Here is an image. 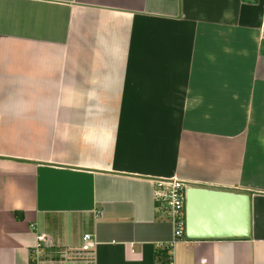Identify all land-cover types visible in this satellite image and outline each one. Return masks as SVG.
Returning a JSON list of instances; mask_svg holds the SVG:
<instances>
[{
  "label": "crops",
  "instance_id": "1",
  "mask_svg": "<svg viewBox=\"0 0 264 264\" xmlns=\"http://www.w3.org/2000/svg\"><path fill=\"white\" fill-rule=\"evenodd\" d=\"M263 30L264 0H0V264H166L168 180L251 197L175 264H264Z\"/></svg>",
  "mask_w": 264,
  "mask_h": 264
},
{
  "label": "water",
  "instance_id": "2",
  "mask_svg": "<svg viewBox=\"0 0 264 264\" xmlns=\"http://www.w3.org/2000/svg\"><path fill=\"white\" fill-rule=\"evenodd\" d=\"M251 232V197L191 187L186 191L185 235L190 240L245 239Z\"/></svg>",
  "mask_w": 264,
  "mask_h": 264
},
{
  "label": "built area",
  "instance_id": "3",
  "mask_svg": "<svg viewBox=\"0 0 264 264\" xmlns=\"http://www.w3.org/2000/svg\"><path fill=\"white\" fill-rule=\"evenodd\" d=\"M187 190L188 187L179 180L160 181L156 184L155 199L157 203L165 205L167 216L174 228V240L167 245L169 257L166 264H175L172 249L174 244L185 237V205ZM39 239L38 244L34 248L36 258L41 256L43 250L48 245V240L46 238L41 237ZM94 242L93 235L84 234L82 237V247L79 251L83 254L93 252Z\"/></svg>",
  "mask_w": 264,
  "mask_h": 264
}]
</instances>
